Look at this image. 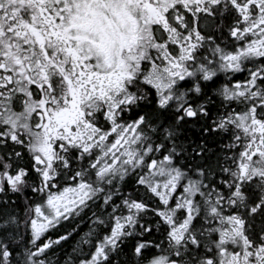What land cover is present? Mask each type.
<instances>
[{
	"label": "snow or ice",
	"instance_id": "snow-or-ice-1",
	"mask_svg": "<svg viewBox=\"0 0 264 264\" xmlns=\"http://www.w3.org/2000/svg\"><path fill=\"white\" fill-rule=\"evenodd\" d=\"M0 264H264V0H0Z\"/></svg>",
	"mask_w": 264,
	"mask_h": 264
}]
</instances>
